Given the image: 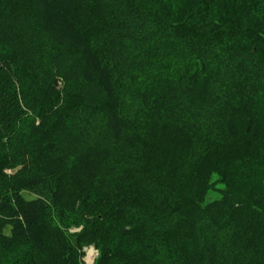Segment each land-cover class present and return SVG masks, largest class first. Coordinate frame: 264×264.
Returning <instances> with one entry per match:
<instances>
[{"label": "trees", "instance_id": "trees-1", "mask_svg": "<svg viewBox=\"0 0 264 264\" xmlns=\"http://www.w3.org/2000/svg\"><path fill=\"white\" fill-rule=\"evenodd\" d=\"M90 246L264 264V0H0V264Z\"/></svg>", "mask_w": 264, "mask_h": 264}, {"label": "rangeland", "instance_id": "rangeland-1", "mask_svg": "<svg viewBox=\"0 0 264 264\" xmlns=\"http://www.w3.org/2000/svg\"><path fill=\"white\" fill-rule=\"evenodd\" d=\"M63 71V70H62ZM57 77H58V79H57V87L58 88H61V87H63V85H64V82H63V80H62V78H63V75L62 74H57ZM25 196L27 197V198H29V197H31V195H29L28 193H26L25 194ZM217 197V195L215 194V193H213L210 197H209V199H214V198H216ZM80 229V228H79ZM79 229H72V231H77V230H79ZM89 248H94L93 246H90V247H84L83 248V250L85 251V253H86V251H87V249H89ZM86 249V250H85ZM95 249V248H94ZM96 250V249H95ZM97 251V250H96ZM97 253L98 252H96V255H95V257L97 256ZM84 257V256H83ZM95 257H94V259H95ZM84 259V258H83ZM93 262H94V260H93Z\"/></svg>", "mask_w": 264, "mask_h": 264}, {"label": "built area", "instance_id": "built-area-1", "mask_svg": "<svg viewBox=\"0 0 264 264\" xmlns=\"http://www.w3.org/2000/svg\"><path fill=\"white\" fill-rule=\"evenodd\" d=\"M86 250V249H85ZM96 250L94 248L87 249L85 255H84V263L83 264H93L94 257L96 255Z\"/></svg>", "mask_w": 264, "mask_h": 264}]
</instances>
